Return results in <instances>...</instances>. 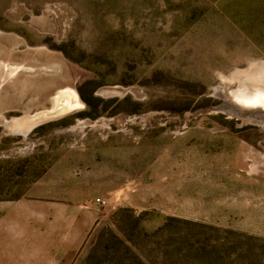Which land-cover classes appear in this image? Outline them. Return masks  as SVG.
<instances>
[{
    "label": "rangeland",
    "instance_id": "374dc122",
    "mask_svg": "<svg viewBox=\"0 0 264 264\" xmlns=\"http://www.w3.org/2000/svg\"><path fill=\"white\" fill-rule=\"evenodd\" d=\"M248 78L264 0H0V248L264 264V128L196 113ZM60 89L81 107L6 129Z\"/></svg>",
    "mask_w": 264,
    "mask_h": 264
},
{
    "label": "bare ground",
    "instance_id": "6f19581e",
    "mask_svg": "<svg viewBox=\"0 0 264 264\" xmlns=\"http://www.w3.org/2000/svg\"><path fill=\"white\" fill-rule=\"evenodd\" d=\"M251 78H248V80L244 81L245 83H243V85H237L233 90L229 89L227 91L228 95H230L229 97L231 101H233V103L240 108L264 109V80H262V82H258ZM236 80L239 81L238 79ZM226 81L224 82L225 85L229 86L230 84H228ZM224 88L225 86H223V89ZM49 103V108L44 109L43 111L33 114L32 116L26 115L20 119L12 120L13 122L11 123V126H6V129L9 128V130L14 134L25 136L26 133L37 123L59 116L62 117V115H66L67 113H70L81 107L78 97L76 98L75 93L68 89H60L59 92L54 93V95L50 97ZM258 125L259 127L264 128V122H261V124Z\"/></svg>",
    "mask_w": 264,
    "mask_h": 264
},
{
    "label": "water",
    "instance_id": "95a60500",
    "mask_svg": "<svg viewBox=\"0 0 264 264\" xmlns=\"http://www.w3.org/2000/svg\"><path fill=\"white\" fill-rule=\"evenodd\" d=\"M223 86H225L224 89ZM223 86L221 88H215L212 95L213 97L218 98L221 102L215 106L201 109L196 113L221 114L228 118L236 120L240 125H252L259 127L258 124L264 122V109H243L238 107L233 103V101H231L229 97L230 95H228L227 92L229 89L233 90L235 88V84L229 86L223 84ZM34 126L32 128H34ZM29 131L26 134H28Z\"/></svg>",
    "mask_w": 264,
    "mask_h": 264
},
{
    "label": "crops",
    "instance_id": "0c3cea01",
    "mask_svg": "<svg viewBox=\"0 0 264 264\" xmlns=\"http://www.w3.org/2000/svg\"><path fill=\"white\" fill-rule=\"evenodd\" d=\"M17 215L13 214V217H11L14 218ZM30 239L33 240V237ZM73 252V248H67L57 252L48 249L34 251L24 250L18 247H3L0 248V264H67V261L73 256Z\"/></svg>",
    "mask_w": 264,
    "mask_h": 264
},
{
    "label": "built area",
    "instance_id": "2783aa9c",
    "mask_svg": "<svg viewBox=\"0 0 264 264\" xmlns=\"http://www.w3.org/2000/svg\"><path fill=\"white\" fill-rule=\"evenodd\" d=\"M94 204H95V205H101L102 202H101L99 199H95V200H94Z\"/></svg>",
    "mask_w": 264,
    "mask_h": 264
}]
</instances>
